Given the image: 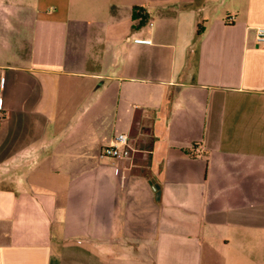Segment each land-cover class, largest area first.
<instances>
[{
  "label": "crops",
  "instance_id": "obj_1",
  "mask_svg": "<svg viewBox=\"0 0 264 264\" xmlns=\"http://www.w3.org/2000/svg\"><path fill=\"white\" fill-rule=\"evenodd\" d=\"M261 26L264 0H0V264H264Z\"/></svg>",
  "mask_w": 264,
  "mask_h": 264
},
{
  "label": "built area",
  "instance_id": "obj_2",
  "mask_svg": "<svg viewBox=\"0 0 264 264\" xmlns=\"http://www.w3.org/2000/svg\"><path fill=\"white\" fill-rule=\"evenodd\" d=\"M254 39L257 43L264 44V26L255 28ZM133 42L138 44H148L149 40L134 39ZM0 112H1V102H0ZM126 140L127 138L125 135L122 134L116 135L108 145L100 148L98 153L99 158L108 157L116 161L127 158L129 156L130 149L127 146Z\"/></svg>",
  "mask_w": 264,
  "mask_h": 264
},
{
  "label": "trees",
  "instance_id": "obj_3",
  "mask_svg": "<svg viewBox=\"0 0 264 264\" xmlns=\"http://www.w3.org/2000/svg\"><path fill=\"white\" fill-rule=\"evenodd\" d=\"M200 32V30L199 29H197V33H199Z\"/></svg>",
  "mask_w": 264,
  "mask_h": 264
}]
</instances>
